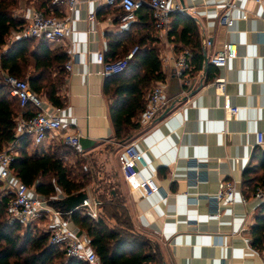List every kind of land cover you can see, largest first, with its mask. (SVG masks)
Instances as JSON below:
<instances>
[{
  "label": "crops",
  "instance_id": "0c3cea01",
  "mask_svg": "<svg viewBox=\"0 0 264 264\" xmlns=\"http://www.w3.org/2000/svg\"><path fill=\"white\" fill-rule=\"evenodd\" d=\"M226 2L235 7L229 8ZM183 5L198 24L200 46L185 45L170 30L165 33L154 29L150 33L156 39L165 74L168 104L151 123H140L129 140L147 162L140 168L141 175L146 177L151 169L158 170L160 191L149 196L140 190L130 191L120 172L118 155L125 143L114 137L109 101L103 92L106 76L101 74L102 63L97 59V53L105 55L108 50L106 36L121 35L130 24L123 29L121 11L116 7L90 0H81L71 13L64 7H54V14L67 17L70 32L61 43H46L51 50H61L73 59L70 71L64 64L60 69L64 71L60 94L65 105L59 114L67 124L61 133L77 132L89 141L81 152L84 158L95 151L100 154L102 147L115 152L120 197L134 229L157 244L162 264H264V248L253 247L250 235L262 203L241 185L251 154L258 147L264 148L257 144L256 135L264 134V0L260 4L255 0H183ZM31 6L27 5L23 14ZM90 13L95 15L94 20L88 19ZM224 13L234 17L231 26L219 23ZM226 42L236 45L237 57L229 60L226 68L211 65L210 56ZM182 52L188 54V87L173 68ZM50 71L35 69L31 63L27 77L39 80L47 73L54 77L56 68ZM219 76L226 78L223 92L212 84ZM38 94L46 108L52 106L44 92ZM231 106L238 110L230 117ZM61 137L48 135L39 145L28 139L27 150L53 152L64 143ZM197 160L200 165L196 172L193 161ZM223 180L236 182L237 191L232 203L219 204L217 216L214 197ZM89 197L95 199L91 193ZM242 198L246 200L242 202ZM97 210L99 213V205ZM61 217L65 218L63 214ZM244 224L249 230L240 232ZM68 225L79 230L70 220Z\"/></svg>",
  "mask_w": 264,
  "mask_h": 264
},
{
  "label": "trees",
  "instance_id": "16d2710c",
  "mask_svg": "<svg viewBox=\"0 0 264 264\" xmlns=\"http://www.w3.org/2000/svg\"><path fill=\"white\" fill-rule=\"evenodd\" d=\"M16 2L0 0V50L11 30L23 23L13 15ZM35 3L34 7L44 13H55L50 0H35ZM154 29L151 10L143 5L137 10L135 21L123 34L106 36L108 50L104 57L107 61L123 58L133 47H137L128 65L121 72L106 76L103 82L114 137L121 144L127 143L133 132L140 129L139 115L145 106V95L156 81L165 77L156 39L150 34ZM170 31L176 33L175 39L185 45L200 46L198 24L188 14H171ZM67 58L65 52L51 50L46 40L24 38L13 41L4 52H0V67L14 77L27 80L34 93L39 95V92H44L52 106L60 109L65 105V98L60 94L64 71L60 69ZM31 63L35 69L44 68L51 72L52 68H56L57 72L54 77L47 73L39 80L27 77ZM18 109V100L0 81V151L13 145L16 155L11 168L15 175L46 199L58 191L67 197L84 190L90 173L81 163L78 173L70 170L63 162L66 151L60 152L57 147L49 153L28 152V138L14 136V117ZM37 111L29 104L25 115L31 116ZM263 180L264 148L258 147L243 170L241 185L252 194ZM116 184V181L112 183L105 178L92 190V196L100 202L97 218L88 215L83 208L66 212L59 199L51 198L49 203L86 234L90 247L102 264H162L157 244L134 229ZM9 198L10 194L0 193V264H85L81 259L65 257L58 245L49 243L48 232L39 224L25 227L18 221H11ZM250 235L253 247L264 248V203L258 208Z\"/></svg>",
  "mask_w": 264,
  "mask_h": 264
},
{
  "label": "built area",
  "instance_id": "2783aa9c",
  "mask_svg": "<svg viewBox=\"0 0 264 264\" xmlns=\"http://www.w3.org/2000/svg\"><path fill=\"white\" fill-rule=\"evenodd\" d=\"M81 0H50L51 6L64 7L67 12L74 11ZM99 4L108 5L120 9V21L123 29L129 23L135 21L136 12L143 5H147L151 10L155 27L158 30L168 33L170 30L171 14H185L187 9L179 0H90ZM261 3L262 0H255ZM229 8L235 7L234 3L226 2ZM24 21L20 27L12 30L9 35V43L13 41L30 38L41 39L47 42L61 43L68 35L70 29L68 27L67 17H60L54 13L46 14L38 8L31 6L28 13L24 14ZM95 15L90 13L89 20H94ZM234 17L229 13H224L219 17V23L226 26L233 24ZM264 21V16H263ZM7 42L2 45L0 52H4L9 46ZM207 44L210 42L207 41ZM9 44V45H10ZM137 47H133L123 58L107 61L103 53H97V59L102 63L101 74L109 76L121 72L133 58ZM237 57V48L233 42H226L223 46L210 56L211 65L218 68H226L229 60ZM72 57L68 58L64 63L66 71L71 70ZM174 72L178 75L185 86H190L191 80L188 78V54L180 53L174 60ZM0 81L7 85L11 96L18 100L19 112L14 117V136L27 137L32 144L39 145L45 138L50 135L53 137L62 136L64 143L69 145L73 150L82 152L80 141L83 139L81 134L61 133V130L67 127V124L59 114L60 109L56 107L46 108L43 99L33 92L29 83L25 79L17 78L0 67ZM212 84L217 90L224 91L226 78L224 76L216 77ZM165 80L156 81L148 95L143 110L140 113V123H151L162 108L168 104L165 92ZM32 105L38 111L34 115L26 116L25 110L27 105ZM229 116L231 117L238 110L237 107H229ZM257 144L264 147V134L258 132ZM16 152L13 145H8L4 150L0 151V184L3 185L7 194H10L8 201L9 219L18 221L23 226L31 224H39L42 229L49 234V243L58 245L64 252L65 257L78 258L85 264H102L89 245V240L80 230L69 227L68 220L61 217L63 214L60 210L54 208L49 199L41 197L34 190V187L26 185L13 172L11 165ZM120 172L123 181L130 191L140 190L144 195L149 196L160 191L157 183L158 170L151 169L149 176H142L140 168H145L147 162L143 152L138 149L133 141H129L122 145V149L118 155ZM200 162L193 161V168L199 167ZM237 191L236 182L223 180L219 183L218 191L214 197L216 212L219 215V204L222 202L232 203L233 195ZM166 194L164 195V198ZM252 197L260 203H264V180L259 184L252 193ZM52 199H63L65 195L58 191ZM50 198V199H51ZM246 199L242 198V202ZM100 204L96 199L88 198L83 201V207L88 215L97 218V206ZM248 224H244L240 228V232L248 231Z\"/></svg>",
  "mask_w": 264,
  "mask_h": 264
},
{
  "label": "rangeland",
  "instance_id": "374dc122",
  "mask_svg": "<svg viewBox=\"0 0 264 264\" xmlns=\"http://www.w3.org/2000/svg\"><path fill=\"white\" fill-rule=\"evenodd\" d=\"M33 1L35 3V0H17L12 9L14 17H16L17 19H21L23 11L26 9L25 7L27 5L34 4ZM6 42L9 43V35L6 37ZM34 43H36V41H34ZM65 146H67V148H64ZM58 148V151L60 152H67L64 156L63 162L70 170H73L74 173H78V171L81 170L79 167V164L81 163V165H83V168L87 169V171L90 173V179L87 182L86 187L84 188V190H86L89 194H92V190L96 188L100 182H104L105 178H108L112 183L115 182V175L119 171L115 152L102 147L100 154L97 153L98 151H95L94 153H92L93 155L88 154L89 157L84 158V153L77 152L64 143L60 144ZM77 161L78 163H76ZM102 169L104 170L102 171ZM0 193L3 195L7 194L2 184H0Z\"/></svg>",
  "mask_w": 264,
  "mask_h": 264
},
{
  "label": "water",
  "instance_id": "95a60500",
  "mask_svg": "<svg viewBox=\"0 0 264 264\" xmlns=\"http://www.w3.org/2000/svg\"><path fill=\"white\" fill-rule=\"evenodd\" d=\"M180 3L183 5V0H179ZM201 41H202V49H203V56H204V62H203V68L204 70H206L207 68V56H206V51H205V36L204 34L201 35ZM89 142L86 138H83L80 143L82 146V149H84L85 143ZM89 198V194L87 191L82 190L76 194L67 196L63 199H60L61 202V206H63L64 210L66 212H72L74 210H77L78 208H80L83 204V201Z\"/></svg>",
  "mask_w": 264,
  "mask_h": 264
}]
</instances>
